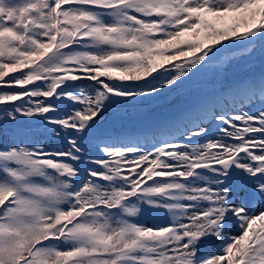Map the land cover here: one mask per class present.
<instances>
[{
  "label": "snow or ice",
  "instance_id": "1",
  "mask_svg": "<svg viewBox=\"0 0 264 264\" xmlns=\"http://www.w3.org/2000/svg\"><path fill=\"white\" fill-rule=\"evenodd\" d=\"M256 42L264 0H0V112L27 118L0 138V264H264V73L148 140L97 135Z\"/></svg>",
  "mask_w": 264,
  "mask_h": 264
},
{
  "label": "rangeland",
  "instance_id": "2",
  "mask_svg": "<svg viewBox=\"0 0 264 264\" xmlns=\"http://www.w3.org/2000/svg\"><path fill=\"white\" fill-rule=\"evenodd\" d=\"M245 47H247V51L244 50V47H238L224 53V56L232 58L231 63L227 65L218 60L199 72L194 70L191 78H185L184 83L179 87L161 89L158 95L154 94L139 99L117 98V102L110 105L108 111L101 118L97 135L99 137H142L148 140L152 133L175 120L178 117L176 114L180 116L215 96L221 86L227 90L247 78L259 80L261 74L264 73V46L260 42H256ZM166 67H170V65H166ZM159 71H163V69ZM77 83L88 89L94 86V82L86 79ZM123 83L135 85L143 82ZM167 94L169 95L165 96ZM127 104L134 107H129L126 111L123 107ZM26 119L22 118L20 125L6 123L3 113L0 112V138L10 137L13 130L19 132L24 127ZM32 130L37 134L43 132V128L36 127L35 121H33ZM56 146L63 145L57 144ZM145 219L149 224L156 222V218L151 215ZM202 251L215 252L216 249L210 248Z\"/></svg>",
  "mask_w": 264,
  "mask_h": 264
},
{
  "label": "flooded vegetation",
  "instance_id": "3",
  "mask_svg": "<svg viewBox=\"0 0 264 264\" xmlns=\"http://www.w3.org/2000/svg\"><path fill=\"white\" fill-rule=\"evenodd\" d=\"M256 209H257V212H259V210H260V206H259V205H257V208H256Z\"/></svg>",
  "mask_w": 264,
  "mask_h": 264
}]
</instances>
